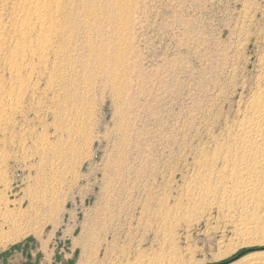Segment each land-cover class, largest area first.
Here are the masks:
<instances>
[{
    "label": "rangeland",
    "instance_id": "1",
    "mask_svg": "<svg viewBox=\"0 0 264 264\" xmlns=\"http://www.w3.org/2000/svg\"><path fill=\"white\" fill-rule=\"evenodd\" d=\"M70 1H58L71 9L75 18L70 21L78 24L66 26L75 28L71 47L76 69L61 82L65 93L53 97L59 82L48 80L47 71L38 81L36 73L32 80L25 77L22 89L7 71L11 51L0 50V264H236L264 259L262 234L247 241L234 235L240 223L236 210L231 215L225 209L188 214L179 201L199 148L209 146L236 108L229 73L238 82L250 79L263 52L264 0ZM9 4L11 0H0L4 23L11 16ZM11 31L7 23L3 32L10 47ZM218 86L225 97L216 98ZM207 109L218 117L210 130L203 125Z\"/></svg>",
    "mask_w": 264,
    "mask_h": 264
},
{
    "label": "bare ground",
    "instance_id": "2",
    "mask_svg": "<svg viewBox=\"0 0 264 264\" xmlns=\"http://www.w3.org/2000/svg\"><path fill=\"white\" fill-rule=\"evenodd\" d=\"M58 1L57 0H11V5L10 4L7 5V7L9 6L8 13H9L10 9H11V13L10 14L6 13L8 15H11V16H9V19L7 20L8 21L7 23L12 30L11 31L12 33L9 36V39L7 42L9 45H11V47L5 43L3 31H4L7 23L2 22V19L0 16V20H1L0 21V50L5 49V50L11 51L9 53L11 63H10V67H8V70H7L9 72L8 74L10 76L11 81L16 82L23 89L24 85H25L24 84L25 77L26 78L28 77L27 79L30 78L29 80H32V78H31V77H33L32 74L34 75L36 73L37 75L35 76L34 79H36V81H38L41 77H44V72L47 71L46 76H47L48 80L53 79V80L59 82V83L57 82L58 85L56 86V89L54 91L52 90L53 97L59 96L63 92L65 93L66 87L65 88L62 87V85L65 83L62 84L61 82H62L63 78H65V76H67L69 74H70L69 77L71 76V74H72L71 68H73L72 64H74V62H72V59H74L76 57L73 54L75 56L73 58L72 52L74 51V49H73L74 47L73 48L71 47V44L73 42L72 38L74 37V36L72 37L73 33H71V31H73L75 28L74 29L71 28V31H70V29L66 28V26H68V24L70 22H74V20L70 21V18L72 16L71 15L72 13L70 12L71 9H65L64 6L63 7L61 6L60 2L58 3ZM61 2H62V0H61ZM70 2L72 3L75 1L72 0ZM116 4H117V2H116ZM119 4L120 3H118V5ZM76 6L77 5H75V7ZM122 6H123V4H122ZM1 7L4 8L5 6H1ZM120 7H121V5H120ZM258 9H261V8L259 7ZM262 9H264L263 6H262ZM115 10H116V8H115ZM1 11L2 10L0 9V12ZM6 12H7V10H6ZM1 15H2V12H1ZM5 16H7V15H5ZM72 17H73V19L75 18L74 16H72ZM86 20H88V19H86ZM70 24H72V23H70ZM75 24H77V23H75ZM86 24H87V21H86L85 25ZM262 25H263V28L262 29L260 28L261 29L260 38L263 41V48H264V23ZM72 26H74V25L72 24ZM244 28L247 29L246 26ZM260 29H259V31H260ZM256 30L257 29H255L254 32ZM241 31H242V29H241ZM259 31H258V33H259ZM238 33H241V32H238ZM244 34H246V33H244ZM250 34H251V32L248 33V36ZM247 39H246V41H247ZM242 40H243V38H242ZM242 40H241V42H242ZM255 41H256V39H255ZM244 42H245V40H244ZM244 42H242V43H244ZM100 43H99V45H100ZM5 44H6L7 48L5 47ZM89 45H90V43L87 46H89ZM242 45H240V47H242ZM99 48L100 47H98V49ZM241 49H243V48H241ZM244 49H247V48L244 47ZM261 50H262V47H261ZM81 51H83V50H81ZM244 52L245 51H243V53ZM90 53H92V51ZM94 53H96V52H94ZM116 54L119 55L118 53H116ZM90 55H92V54H90ZM112 55H114V54H112ZM78 56H79V54H78ZM258 56H260V54ZM88 57H90V56L88 55ZM91 57H92V59H94L93 56H91ZM96 58H98V57H96ZM244 58H245V56H244ZM0 59H1V57H0ZM99 59H100V57L97 60H99ZM111 59H113V57ZM234 59H235V57H234ZM1 60L3 61L4 59H1ZM85 60H86V56H85ZM97 60H96V62H97ZM102 60H104V59L102 58ZM79 61H80V59H79ZM90 61H91V59H90ZM112 61H114V60H112ZM115 61H120L119 56H117L115 58ZM250 61H251V59H250ZM81 62H82V60H81ZM96 62H94V63L96 64ZM76 63H78V62H76ZM102 63H103V61H102ZM115 63H117V62H115ZM232 63H233V61H232ZM86 64H87V60H86ZM225 64H226V62H225ZM82 65H84V62H82ZM99 65L101 66V63ZM105 67H103V68H105ZM111 67H112V65H111ZM226 68H225V70H226ZM244 68H245V66H244ZM74 69H76V68H73V70ZM83 69H86V68L83 67ZM89 69H91V68H89ZM100 69H102V68H100ZM229 70H230V68H229ZM91 71L93 73H95L98 70H95V72H94L92 69ZM223 71H224V69H223ZM92 72H91V74H92ZM101 72H103V71H101ZM101 72H99V74ZM104 72H105V70H104ZM219 72H220V70H219ZM228 73H229V71H228ZM105 74L107 75V73H104V75ZM113 74H114V76L113 75H111V76L115 77V72ZM229 74H226V75H229V78L231 81L230 84H231V87L233 88L231 93H230L231 94L230 96L233 97L232 95H237V99H236V101H234L235 102L234 104H236L235 105L236 108L234 109L232 117H230L231 119L228 120L224 117L226 120L223 119L224 122L222 124L223 125L222 130L220 131V128L218 127L219 131L218 130H217L218 132L215 131V133L220 132V134L217 136L213 135L211 137V143L210 142L209 143L212 144V147H209L210 144L208 147L202 146V145L200 148H199L200 145L198 147H196L197 149L199 148L198 153L200 154V157L198 156V158H199V160H198V158L194 155L197 160L195 159L192 161V162H194V167H193V169L191 168V170H189V173L191 172V175L188 178V180L186 181L185 187L183 186L184 189H183V187L181 188V191L182 190L183 191L182 192L180 191L181 194H179V196H181V198L179 201H181L182 204L185 206V208H184L182 205L183 209L187 210L188 214L190 211V212H194L197 214L201 213V215H202V211H206V210L210 211L212 209H217V210L218 209H221V210L225 209V211L228 210L230 212V214L228 212L226 214L231 215V213H234L231 211L236 210V213L238 212L237 215H238V219H239L240 223H239V226L237 227V230L235 231L234 235H236L237 239L240 238L242 240L247 241V240L258 239L257 236L260 234H262V236L264 237V49H263L261 56L256 60V63L254 66V72H253V75H251L252 77L250 79L244 80L242 78V80L238 82L237 80H235V78H237V77L234 78L233 73H229ZM74 75H76V74H74ZM92 76H89L90 79ZM235 76H236V74H235ZM87 77H88V75H87ZM95 78H96V76H95ZM103 78H101V79L103 80ZM64 80H66V78ZM76 80H78V76H77ZM221 80H218V82ZM239 80H240V78H239ZM27 81H25V83ZM71 81H69V82H71ZM73 83L74 82L72 81V84ZM86 83H88V81ZM103 83H101V84H103ZM69 84H67V85L71 87L72 85H69ZM84 84H85V81H84ZM219 84H220V82H219ZM27 85H28V83H27ZM75 86L76 85H74V87ZM115 87H114V90H115ZM227 87L229 88V86H227ZM76 88H78V87H76ZM85 88H87V87L85 86L84 90H86ZM90 88H92V86ZM90 88L88 91H90ZM96 88H98V87H96ZM67 89H68V87H67ZM93 89H91V90H93ZM78 90H80V89H78ZM84 90L82 89V92ZM223 90H224V88H222L221 86H218V88L215 92L216 98L219 96H224L225 93ZM75 91H77V90H75ZM225 92H227V91H225ZM85 94H87V93H85ZM72 95H71V97H72ZM85 97H87V96L86 95L84 96V100H85ZM209 98L211 99L210 96H209ZM212 98H214V97H212ZM73 99H75V98H73ZM78 99H76V100H78ZM82 99H83V96H82ZM213 103H215V100ZM218 103H219V101H218ZM79 104L81 105L82 102H79ZM89 104H88V106H89ZM200 104H202V103H200ZM221 104H222V102H221ZM83 105H84V103H83ZM214 105H216V104H214ZM222 105H220V106H222ZM76 107H78V106H76ZM85 107H86V105H85ZM89 107H87V108H89ZM203 107H206V106L204 105ZM211 107H213V106L211 105ZM80 108L82 109V107H80ZM207 108H209V106ZM228 108H230V107H228ZM221 109H223V108H221ZM202 110H201L202 112L205 111L204 109H202ZM210 110L211 109H207L206 115L204 114V116H206L205 118L201 114H199L204 118L203 119L204 120L203 125L206 126L208 129H209V126L215 125V123L217 121V119H215V118H218V117H214V114L211 113L213 109L211 111ZM88 111L86 110V112H87L86 115L88 114ZM217 111H219V113L222 112V111L220 112V110H218V109H217ZM74 113H75V118H76L77 114H76V112H74ZM224 113H225V111H224ZM89 115H90V112H89ZM218 115L219 114H217V116ZM229 115L230 114H228V116ZM80 116H82V114H80ZM85 117L86 116H84L83 118H85ZM89 117H91V116H89ZM78 118H82V117L78 116ZM219 118L221 119V117H219ZM88 119H86V122ZM200 119H202V118L200 117ZM191 120H192L191 122H193L194 119H191ZM90 121H91V119H90ZM80 122L84 123L85 121L82 122V119H81ZM81 123H79V126L81 125ZM201 123H202V120H201ZM220 124L221 123H219V125ZM83 125H85V123ZM194 125H192V127ZM199 125H201L200 128L202 129V124L199 123L198 126L197 125L196 126L199 127ZM82 127L83 126H81V129H82ZM195 129L197 130L198 128H195ZM216 129H217V127H216ZM78 130H80V128ZM199 130H197L196 132L198 133ZM201 131L203 132V129ZM81 132H80V135L83 133V132L82 133ZM196 132H194V133H196ZM207 133H209V132H207ZM57 134H58V132L56 133V135ZM69 136H70V134L68 135V137ZM206 136H205V138H207ZM46 137L47 136H45V140H46ZM57 137L58 136H55V138H57ZM80 137H82V136H80ZM83 138H84V136H83ZM69 139H71V138H69ZM59 140H60V138H59ZM73 140H74V138H73ZM50 142L48 141V144H50ZM73 142H75V141H73ZM199 144H201V143H199ZM205 145H207V143ZM195 151L197 152V150H195ZM172 166L174 167V165H172ZM61 167L62 166H60L58 168L60 169ZM63 167H62V169H63ZM64 170H66V169H64ZM175 170H176V168H175ZM170 171H171V169H170ZM64 172L65 171H63V173ZM63 176L65 177V175H63ZM75 177H76V175H75ZM58 178H60V177H58ZM62 182H63V180H62ZM179 196H178V199H179ZM160 199H162V197ZM157 201H158V198H157ZM161 201H163V199ZM164 201H165V199H164ZM159 202H160V200H159ZM181 202H180V204H181ZM159 204L161 205V203H159ZM163 204H164V202H163ZM117 206H119V205H117ZM158 207H160V206H158ZM169 207H171V206H169ZM5 211L7 213V211H10V210H8V208H7V209H5ZM5 211H3V212H5ZM221 212H223V211H221ZM112 214H114V213L112 212ZM112 214H111V216H112ZM113 217H114V215H113ZM228 217H230V216H228ZM225 218H227V216ZM110 219H108V222L110 221ZM8 221L10 222V220H8ZM102 221H103V219H102ZM3 223H6V221H2V224ZM1 226H3V225H1ZM105 229H108V228H105ZM111 232H113V231H111ZM261 240L264 241V238H261ZM100 243H102V242H100ZM252 259H254V258H252ZM236 264H264V259L252 260V261H248L247 263H241V262L238 263L237 262Z\"/></svg>",
    "mask_w": 264,
    "mask_h": 264
}]
</instances>
